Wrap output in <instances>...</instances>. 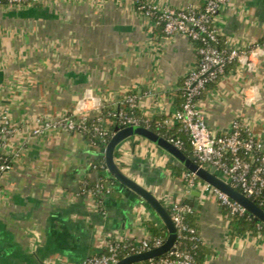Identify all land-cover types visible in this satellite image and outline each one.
Here are the masks:
<instances>
[{"label":"crops","instance_id":"obj_1","mask_svg":"<svg viewBox=\"0 0 264 264\" xmlns=\"http://www.w3.org/2000/svg\"><path fill=\"white\" fill-rule=\"evenodd\" d=\"M142 1L183 8L205 0ZM213 24L227 46L252 48L254 66L229 64L198 108L215 132L229 131L241 118L264 144V0H228ZM195 62L188 38L165 37L135 0L0 4V117L16 128L7 152H19L0 180V264H81L115 237L139 242L151 236L150 226L165 225L115 178L97 200L88 183L109 174L92 167L102 150L85 135L55 129L34 136L32 130L39 116L58 118L77 105L96 115L97 106L129 93L137 95V115L164 121L178 108L179 86ZM115 150L120 169L164 207L189 204L207 248L204 264H264V231L232 236L217 196L200 178L189 186L184 173L173 176L170 164L183 165L166 150L140 135Z\"/></svg>","mask_w":264,"mask_h":264},{"label":"built area","instance_id":"obj_2","mask_svg":"<svg viewBox=\"0 0 264 264\" xmlns=\"http://www.w3.org/2000/svg\"><path fill=\"white\" fill-rule=\"evenodd\" d=\"M56 2L62 0H0V4L9 7H22L35 2ZM228 0H205L203 5L187 4L183 8L159 7L142 0H135L137 8L153 21L154 25L161 26L165 37L171 38L175 34H183L191 42L196 62L184 76L179 93L181 102L173 112L171 118L163 121L165 126L179 124V128L188 134L195 161L202 165L208 163L215 167L218 177L247 197L264 191V144L254 135L252 129L241 119L235 118L231 122L229 131L217 133L207 125L204 116L198 108V100L208 85L225 73L226 67L238 62L248 68L253 67L249 59L252 48L230 47L221 42L217 27L213 24V17L219 7ZM116 112H108V116H116L121 126L142 125L148 128L149 120L136 114L137 95L127 94L115 104ZM101 106H97L95 120L89 121V114L77 105L75 110L58 118H35L34 136L47 131L61 129L64 131L80 132L88 135V141L95 144V139L103 142L107 140L108 128L104 122L106 114L102 113ZM116 109V108H115ZM89 121V123H88ZM16 128L10 123L7 116L0 117V151L10 157V163L0 162V180L11 169L13 161L19 155L18 151L7 152V143L15 133ZM179 149L181 140H169ZM104 153V149H103ZM104 173L94 187L89 190L97 198L111 191L114 179L108 172L105 163L99 166ZM187 184L194 186L196 175L192 172L184 173ZM206 189H211L217 196L219 203L225 205L231 214H243L247 210L236 200L229 197L216 187L204 182ZM99 201V200H98ZM101 202V201H99ZM258 205L264 209V203ZM171 220L175 226V241L172 247L164 254L150 258V264H194L192 253L180 247L183 240L197 241L199 236L196 229L185 221V215L192 212L188 205H181L177 201L169 205ZM263 226L259 223V228ZM166 239L162 237L146 236L139 242L126 241L115 237L108 241L105 251L89 256L81 264H116L122 250L131 255L161 246Z\"/></svg>","mask_w":264,"mask_h":264},{"label":"water","instance_id":"obj_3","mask_svg":"<svg viewBox=\"0 0 264 264\" xmlns=\"http://www.w3.org/2000/svg\"><path fill=\"white\" fill-rule=\"evenodd\" d=\"M11 8L16 9V7ZM132 135H140L142 137H145L157 144L162 149L166 150L169 154H171L174 158L181 162V164L190 172L194 173L198 178L210 184L211 186L218 188L222 192L226 193L229 197L243 205L250 213V215H252L255 220L259 221V223L264 226V209L259 207L251 197L245 196L244 194L224 182L220 177H218L215 173L214 166H209L208 163H204L202 165L198 164L195 161V157L193 155H187L172 142L145 126H117L115 128L114 134L110 137L104 149L103 154L106 168L111 176L115 178L120 184L141 196L153 208V210L164 222L168 231V236L161 246L125 256L116 264H131L133 262L143 261L160 256L172 247L176 236L175 226L171 220L170 214L167 212L166 208L163 206L160 200L149 190L138 184L132 178L128 177L115 162L114 151L117 145L122 140Z\"/></svg>","mask_w":264,"mask_h":264},{"label":"trees","instance_id":"obj_4","mask_svg":"<svg viewBox=\"0 0 264 264\" xmlns=\"http://www.w3.org/2000/svg\"><path fill=\"white\" fill-rule=\"evenodd\" d=\"M219 38L222 42V39L220 36H219ZM180 100H181V98H180ZM115 106L116 105L114 103H103L100 107L102 113L106 114L105 120H107V124H105V126L108 128V136H107L108 138L105 142H103L99 139H95V145L100 150H102V155L97 160H95L93 163L92 167L95 169H99V166L101 164L105 163L103 149H105L110 137L114 134L115 128L117 126H121V124L119 123L116 116H113V115L108 116L107 115L108 112H113V111L116 112L117 111V107H115ZM96 117H97V115H89V121L95 120ZM89 121H88V123H89ZM148 128L150 130L158 133L159 135H161L162 137H164L167 140H171V139L172 140H181L182 146L180 149L183 152H185L187 155H193V150H192V146L190 144V139L188 137V134L179 128V124H175V126L170 129L163 124V119H158V120L155 119V120L149 121ZM85 137L88 139L87 134H85ZM118 154L119 153L117 152V150H115L114 151V157H117ZM10 159H11L10 157L4 156L0 151V162L6 161V162L10 163ZM119 165L120 164H118V166ZM170 169H171L172 175L176 176V177H181L183 175V173H190V171L184 166L178 167L176 165L170 164ZM196 180H200V179L198 177H196ZM183 181L185 183H187V178L184 177ZM87 187H88V189L93 188L94 183L93 182L88 183ZM253 198H254V201L256 204L262 205L261 203H264V191L259 192L258 194L253 196ZM102 199H103L102 196L98 194L97 200L101 201ZM177 202L181 205H188L189 206V204L184 200H180ZM220 206H221V211L229 217V227H230V232H231L232 236L240 235V234H243L247 231H250L252 233H255L257 231H264V226H261L259 228V221L255 220L254 217L252 215H250V213L248 211H246L243 214H231L229 212V209L225 205L221 204ZM165 208H166L167 212L169 214H171L170 207L167 206ZM193 213H194L193 211L190 213H187L185 215V221L189 225L193 226L196 229V226L194 223ZM150 231H151V237H162V238L166 239L168 236V231H167V228L165 225L162 228H156L154 226H150ZM196 231H197V229H196ZM197 234H198V232H197ZM198 236H199V234H198ZM180 247L190 250V252L192 253L193 259H194V264H204V258H205V255L207 254V248L203 245L200 238L197 241L183 240L180 243ZM128 253H129L128 251L122 250L119 254V258L120 259L124 258ZM153 260H156V257L153 258ZM150 262H151V260L147 259V260H143V261L133 262L131 264H150Z\"/></svg>","mask_w":264,"mask_h":264}]
</instances>
